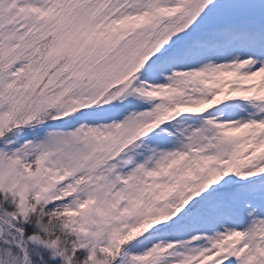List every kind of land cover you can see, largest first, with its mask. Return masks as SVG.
I'll return each mask as SVG.
<instances>
[{
    "label": "snow or ice",
    "instance_id": "obj_1",
    "mask_svg": "<svg viewBox=\"0 0 264 264\" xmlns=\"http://www.w3.org/2000/svg\"><path fill=\"white\" fill-rule=\"evenodd\" d=\"M0 264H264V0H0Z\"/></svg>",
    "mask_w": 264,
    "mask_h": 264
}]
</instances>
